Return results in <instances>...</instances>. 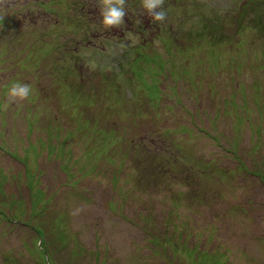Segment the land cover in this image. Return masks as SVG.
<instances>
[{"label":"rangeland","instance_id":"1","mask_svg":"<svg viewBox=\"0 0 264 264\" xmlns=\"http://www.w3.org/2000/svg\"><path fill=\"white\" fill-rule=\"evenodd\" d=\"M163 6L0 0V264H264V0Z\"/></svg>","mask_w":264,"mask_h":264},{"label":"clouds","instance_id":"2","mask_svg":"<svg viewBox=\"0 0 264 264\" xmlns=\"http://www.w3.org/2000/svg\"><path fill=\"white\" fill-rule=\"evenodd\" d=\"M99 14L101 17L100 24L105 30L111 28H119L124 25V17L126 15L125 4L126 0H97ZM164 0H141V8L146 12L152 23H163L167 18V12L163 7ZM140 23V21H137ZM125 39L131 41V45L139 42L138 34L127 32ZM123 46V45H122ZM90 69L95 68V64L87 62ZM34 89L31 85L16 81L7 88L6 99L3 103V110H7L10 105L17 102L26 101L33 94Z\"/></svg>","mask_w":264,"mask_h":264},{"label":"trees","instance_id":"3","mask_svg":"<svg viewBox=\"0 0 264 264\" xmlns=\"http://www.w3.org/2000/svg\"><path fill=\"white\" fill-rule=\"evenodd\" d=\"M164 7V6H163Z\"/></svg>","mask_w":264,"mask_h":264}]
</instances>
